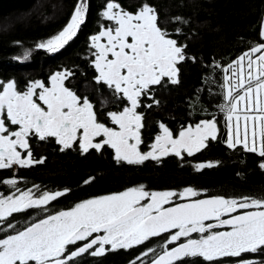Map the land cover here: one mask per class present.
Here are the masks:
<instances>
[{"label":"snow or ice","instance_id":"snow-or-ice-1","mask_svg":"<svg viewBox=\"0 0 264 264\" xmlns=\"http://www.w3.org/2000/svg\"><path fill=\"white\" fill-rule=\"evenodd\" d=\"M88 11V0H77L67 25L38 47L51 53L63 48L76 36ZM102 15L115 26H102L91 37L97 72L94 79L124 103L122 109L107 113L116 127L100 122L88 97L81 98L65 86V80L73 75L69 70L51 75L50 86L37 80L23 92L17 91L13 81L0 82V169L44 163L43 158L33 159L29 144L33 136L40 141L55 138L61 151L78 144L82 153H88L107 145L115 150L117 162L130 165L160 161L168 155L183 159L186 153L191 157L207 148L209 141L218 139L215 118L182 127L175 134L160 123L150 150H140L141 129L145 126L144 115L138 112L142 98L152 99V104L145 106L151 108L159 104L152 95L153 86H162L165 79L179 83L178 65L187 59L186 45L178 44L159 25L158 11L151 0H140L135 12L123 9L116 0H107ZM222 71L226 73V104L221 106L226 114L224 143L229 149L240 146L257 153L262 158L259 167L264 169V44L251 47ZM18 148L25 150L23 156ZM214 166L209 162L195 168L199 171ZM3 183L15 187L17 181L7 179ZM67 191L43 192L37 197L28 190L0 196V222L6 223V228H0L5 233L0 238V264H77L85 255L102 257L131 249L163 233L168 236L161 250L147 249L142 254H152L149 264H185L186 258L197 257L205 264H264L245 258L247 254H264V199L217 196L174 203L173 197L184 199L199 193L192 188L179 193L150 192L139 186L84 200L22 229L8 220L13 213L42 208ZM225 216L228 218H222ZM221 227L228 230L214 231ZM193 233L199 234L198 238ZM136 260L130 264H136Z\"/></svg>","mask_w":264,"mask_h":264},{"label":"trees","instance_id":"trees-1","mask_svg":"<svg viewBox=\"0 0 264 264\" xmlns=\"http://www.w3.org/2000/svg\"><path fill=\"white\" fill-rule=\"evenodd\" d=\"M40 1L0 0V78L15 79L18 86L45 73L43 71L48 66L49 57L46 50L38 45L67 25L77 2L59 0L62 7L58 14L45 18L36 10ZM116 2L123 9L135 12L140 0ZM106 3L107 0H88L89 11L82 24L87 29H83V34L87 36L102 25H114L113 21L102 15ZM151 3L158 11L159 25L178 44L186 45L184 51L187 59L178 65L179 83L166 81L162 86L153 87L152 95L159 101L162 110L149 111V126L159 114H163V119L171 124L194 122L205 117L215 118L220 130L218 136L225 139V112L221 111V106L226 104L223 88L225 73L222 70L251 47L264 43V0H151ZM50 12L51 7L48 5L44 13ZM175 17L182 19L177 21ZM87 41L88 37L80 42L82 44H76L72 51L77 54L79 49H84V73L78 78V84L84 83L94 94L95 90L105 87L92 78L94 70L87 51L85 53ZM70 52L52 64H77V60L72 59L74 54ZM145 101L152 104L151 98ZM45 145L50 146L48 143ZM102 152L100 155L91 153L79 156L52 149L49 159H57L59 165L48 178H55L53 175L58 174L61 181L77 186L93 175L94 179L81 188L86 192L89 189L111 190L134 180L137 175L146 177L152 174V178L148 176L151 181H163L166 184L195 181L209 184L216 191L247 192L264 197V169L259 167L262 158L257 153L246 152L240 146L229 149L220 140L211 141L207 148L199 152L201 157L215 159L216 166L197 172L190 165L175 167L171 163L158 168L156 172L141 171L119 165L105 151ZM64 160L67 165H63ZM10 217L24 218L26 215L13 213ZM12 224L16 229L27 226L22 219ZM137 248L139 246L133 250ZM126 257L123 251L108 252L102 257L85 255L78 259L77 264H125Z\"/></svg>","mask_w":264,"mask_h":264},{"label":"flooded vegetation","instance_id":"flooded-vegetation-1","mask_svg":"<svg viewBox=\"0 0 264 264\" xmlns=\"http://www.w3.org/2000/svg\"><path fill=\"white\" fill-rule=\"evenodd\" d=\"M104 27H114L115 25H102ZM102 26L98 27L97 31L90 32L87 34L82 33L83 29H87V27H84V25H81V27L77 30V34L67 45H65L63 48L58 50L55 53L47 52L49 59L47 60L48 66L45 67L44 74H40L38 77H34L31 79L28 83H25L22 86H18L17 81L15 79H10V80H3L0 78V80L4 81H13L15 82L17 88L21 90L22 92L27 89V87L34 81H41L45 83L47 86H50V77L51 75L55 74L58 71H65L69 70L73 73V75L69 76L67 80H65V86L68 87L70 90L74 91L77 93L78 96L81 98L83 97H88L90 102L93 103L94 105V110L97 113V117L100 120V122L105 123L106 126L109 127H116L113 125L108 118L107 113L110 111H117L119 109H122L124 106V103L121 102L120 100L116 99V97L113 95L112 91L107 88V86L104 85V89H98L95 90L94 94H91L90 92V87L81 84H78V78L80 79L81 74L84 73V68L82 66L83 63V58H84V49H79L77 54L73 53L72 49L76 46V44L82 42L83 39H86L88 37L87 41V47L85 50V53L87 51V56L90 59V64L92 65L93 68V80L95 81V77L97 76V72L93 66V60H94V55L93 53L95 52V49L91 47V37L93 35L98 34L102 30ZM65 26L60 28L58 32L55 34L57 35ZM53 35L52 37H54ZM51 37V38H52ZM82 44V43H80ZM84 46V45H83ZM71 51V52H70ZM74 54L72 55V59L77 60V64H72V63H57L56 65L52 64L54 60H61L60 58L63 56V58L66 56L67 53ZM24 60L25 59H20ZM72 60V61H73ZM70 62V61H68ZM167 79L164 80L166 82ZM154 87V86H153ZM153 90V89H152ZM39 91V90H37ZM92 91V90H91ZM94 91V90H93ZM148 98H142V106L138 108V112L142 113L144 115V128L141 129V140L142 143L140 145V150L142 152H147L150 150V145L154 142L155 136L159 134V124L164 123L170 130H172L175 133H177L182 127H186L189 125H195L196 123H199L202 120H208L211 118H202L198 121L194 122H187V123H174L171 124L168 121H165L163 119V114H159L157 117V120L152 123L151 126H149L148 123V115L149 111L151 109H157L162 110L161 105L152 106L151 108L145 107L148 105V103H145V101ZM217 127L219 129L218 123ZM15 129L16 126H13ZM99 139V138H97ZM222 141L223 144L225 139L219 138L218 139ZM211 141L208 142V145ZM45 143H48L50 146H46ZM30 148L32 151V156L34 160H39L41 158L44 159V163L38 164V163H33L31 166L28 167H20L19 165H13L11 168L8 169H0V196H9V195H19L20 192L23 191H28L31 190L35 196H39L43 192H48V193H55L57 191H65V190H70L67 191L65 195L58 197L56 200L49 202L48 205L42 206V208H31L27 209L22 212H18L20 215H26V217L21 218V217H8V220L11 223H16V221L22 219L24 222L29 225L34 221L39 220L42 217L47 216L49 213L55 214L58 211H65L69 210L72 207L75 206V204L82 202L87 199H92V198H97L103 195H109V194H114L118 192L125 191L128 188L131 187H139L143 186L145 190L147 191H156V192H162V191H175L177 193L182 192L186 188H192L193 190L197 191L199 193L198 196L196 197H189V198H184V199H178L177 197H173V202L174 203H181L185 201H193V200H199V199H208V198H213V197H224L226 199H241L242 197H251V198H258V199H264L263 196L255 193H247V192H230V191H222V190H213L212 186L209 184H203V183H195V181L190 182V183H172V184H166L162 183L163 181L158 182L157 180L151 181L149 177L152 178V174H148L146 177L144 176H139L132 180L129 181L125 184H122L121 186L111 188V190H88L84 192L81 190L83 188L84 184H87L85 181H87L89 178H93V175H89V177H86L85 180L80 184V185H70L67 183V181H61L59 178L58 174L53 175L55 178L49 179L48 175H51L53 172L52 170L56 169L57 166L59 165V162L57 159H49L50 154L49 151L52 149H57L59 152H64V153H70L73 155H79V156H87L91 153H96V155H100L101 152L105 151V154L110 156L117 164L122 165V166H130L132 169H139L141 171H153L156 172L158 171V168L167 165L168 163H171V165H174L175 167H183L186 165H190L196 172L195 165L200 164V163H213L216 164L215 159L211 158H206V157H201V153L199 152L195 153L193 156L189 157L187 156L186 153L183 154V159L180 157H177L175 155H168L165 157H162L160 161H154V160H148L145 161L142 164H127L126 162H117L115 160V150L110 148L109 146L105 145L103 148L100 150H95V149H90L88 153H82L81 150L79 149L78 144H74L72 148L65 149L61 151V145L56 143L55 138H49L44 141H40L36 137H31L29 140ZM226 145V144H225ZM22 153V156L25 154V150L23 149H17ZM203 150V149H202ZM201 150V151H202ZM102 152V153H103ZM48 158V162H47ZM63 165H67L66 160L63 161ZM203 169L199 170L202 171ZM146 175V174H144ZM7 179H15L17 181V184L15 187L3 183L4 180ZM93 180V179H92ZM61 181V182H60ZM147 201H145L146 203ZM170 205H166L168 207ZM249 210H254V209H249ZM235 214V213H234ZM31 215V216H30ZM30 216V217H29ZM224 219H227L228 217H222ZM206 223H216V221H206ZM0 228H5V222H0ZM228 230L226 227H221L214 229V231H226ZM5 235L4 232H0V238H3ZM168 236V233H163L159 237H153L149 241L145 242L143 245H138L139 248L136 250L131 249H120L117 251H123L125 255L127 256L126 259L124 260L125 264H130L131 261L136 260L137 257H141L140 260H136V264H149V261L153 258L152 254L149 253L148 256H143V252L146 251L147 249H156L157 252H159L162 248V246L165 243V238ZM199 234L193 233V237L198 238ZM184 238H182L183 240ZM136 247V246H135ZM113 251V252H117ZM246 259H254L256 261H264V254H247L245 256ZM235 260L236 258H232ZM185 264H205V262L202 260V258H186ZM227 264V262H226Z\"/></svg>","mask_w":264,"mask_h":264},{"label":"rangeland","instance_id":"rangeland-1","mask_svg":"<svg viewBox=\"0 0 264 264\" xmlns=\"http://www.w3.org/2000/svg\"><path fill=\"white\" fill-rule=\"evenodd\" d=\"M49 5V7H51V12L50 14H46L44 13L45 10H46V7ZM61 5H60V1L59 0H41L36 8L37 11H39L38 13H40V16L42 17H45V18H51L53 16H55L56 14H58L59 10L61 9ZM128 11V10H127ZM129 12H132V11H129ZM114 25H115V22L113 21ZM3 24V23H2ZM1 25V24H0ZM9 24H5V26H8ZM4 28V27H3ZM263 31H264V24H263ZM261 44H264V43H261ZM259 45V44H258ZM257 46V45H256ZM250 50L246 51V52H249ZM244 54V53H243ZM242 54V55H243ZM241 56V55H240ZM239 56V57H240ZM238 57V58H239ZM238 58H236L234 61H236ZM232 61V62H234ZM231 62V63H232ZM229 65V64H228ZM227 65V66H228ZM227 66L225 68H227ZM226 75V73H225ZM0 82H3L2 80H0ZM4 82H9V81H4ZM17 87V86H16ZM17 91H20L22 92L21 90H19L17 88ZM225 120H226V114L224 116ZM225 127H226V123H225ZM227 130V129H226Z\"/></svg>","mask_w":264,"mask_h":264},{"label":"water","instance_id":"water-1","mask_svg":"<svg viewBox=\"0 0 264 264\" xmlns=\"http://www.w3.org/2000/svg\"><path fill=\"white\" fill-rule=\"evenodd\" d=\"M189 202H191V200H190V201L181 202V203H189ZM37 221H38V220H37Z\"/></svg>","mask_w":264,"mask_h":264}]
</instances>
